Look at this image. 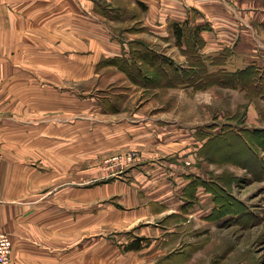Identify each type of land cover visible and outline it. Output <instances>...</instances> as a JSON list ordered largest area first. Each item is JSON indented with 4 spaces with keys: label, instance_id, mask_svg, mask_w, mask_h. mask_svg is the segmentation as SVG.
Wrapping results in <instances>:
<instances>
[{
    "label": "crops",
    "instance_id": "crops-1",
    "mask_svg": "<svg viewBox=\"0 0 264 264\" xmlns=\"http://www.w3.org/2000/svg\"><path fill=\"white\" fill-rule=\"evenodd\" d=\"M174 24L183 30L181 46L213 67L226 50L227 65L219 68L264 67V0H0V232L12 241L10 264L213 259L214 247L201 241L220 236L215 220H205L213 200L181 174L190 158L203 160L204 137L190 130L204 124L171 119L168 106L148 115L145 106L134 107L127 118L132 103L96 101L87 90L84 103L77 100L78 82L92 89L94 78L139 85L142 72L170 77L159 58L188 68L174 51ZM205 88L196 93L215 87ZM97 114L104 116L97 128L103 153L136 152L132 176L93 184ZM206 225L214 229L208 236L199 231ZM136 238L139 249L124 248Z\"/></svg>",
    "mask_w": 264,
    "mask_h": 264
},
{
    "label": "rangeland",
    "instance_id": "rangeland-1",
    "mask_svg": "<svg viewBox=\"0 0 264 264\" xmlns=\"http://www.w3.org/2000/svg\"><path fill=\"white\" fill-rule=\"evenodd\" d=\"M142 43L145 45L143 41ZM176 44L178 48H174V51L182 53L186 57L187 64L185 65L188 68H182L181 62L177 63L176 60L165 64L162 62V58H159L157 67L169 68L170 66L172 68L170 77L160 78L156 76L155 78H148L144 77L145 73L142 72L138 78L139 85H133L130 82L131 86L123 80L117 81L118 79L107 75L102 78H94L92 89L88 87V84L78 82V104L84 103L86 95L82 92L87 90L89 96L91 93L96 101L99 99L102 102L109 97L114 104L119 103V106L125 102L132 103L130 110L126 108V111H124L127 118H133L130 113H132L134 107L141 108L145 106L142 112L148 115L154 113L153 109L155 107L168 106L172 108V116L169 118L177 119L182 123L186 120L197 119V122H201V125L204 124V127H196L195 129L193 127L194 131L193 129L190 130L192 127H189L192 138H196V136L204 137L203 160L196 162V156L190 158L191 165L185 163V168L181 170V174L191 175L190 185L196 183H199V187L206 185L207 189L204 186L202 187L205 189V192L203 191L204 198L213 200V209L210 214L206 215L205 220L208 222L215 220L214 229L219 231L220 236H216L214 239L205 237L201 240L203 246L214 247L215 249L214 261L211 256H207L210 258L207 259V262L209 264H264V98L254 90L237 89L239 91L235 95L233 91L228 90L230 88L219 84L213 85V81L206 77L207 74L221 69L236 72L249 67V65L242 66L235 71H230L228 68H219L227 65L224 62L229 56V50L214 57L218 58L219 62L214 64L213 67L212 62L206 61V56L201 55L200 58H197L194 55L196 52H191L192 48L183 49L182 43L177 42ZM148 49L153 50L151 47H148ZM185 53H188V55ZM159 54L166 56L162 52ZM192 57L195 58L192 59ZM187 58H189L188 61ZM203 69L205 75L203 72L200 73ZM168 72L170 73V68ZM154 73L150 71V74ZM169 84L172 87L165 88ZM127 85L131 87L132 92L131 89H124ZM133 86H137L139 89L146 88V91L140 90L142 93H139L137 92L139 90L132 88ZM203 87L215 88L204 92V95L200 94L201 90L196 93L197 88L203 89ZM108 89L112 90L108 91ZM112 92H116V94H111ZM116 97H121L122 101L121 99L117 101ZM88 100L87 98L86 101ZM156 112L160 113V110ZM80 116L84 115L79 114L78 117ZM95 117V119H92L97 137V140L94 138L92 143L93 175L91 179L93 184L99 185L101 182L110 181L116 176L122 177L126 174L132 176L130 172L131 167L136 162L134 161L137 156L136 152L109 154V156L103 153L102 150L106 142L101 140V132L97 128H100V125L103 124L104 116L97 114ZM244 128L259 131V135L249 137L247 144H245L239 140V137L232 135L233 133L230 134L228 131H240ZM175 129L179 132L177 127ZM185 132L187 131L184 130L183 135ZM191 136L189 134V137ZM217 136H220L221 139L215 140V148L211 146L208 149V146L212 144L211 140ZM192 141L194 142L190 144L196 145L195 139ZM130 153L136 154L130 162L117 159L119 156ZM122 171L123 173L119 175L118 172ZM123 178L129 181V177ZM79 179V176H77L76 181L80 182ZM210 190L217 191L222 202L224 200L232 202V206L229 209L227 208V211L231 213L222 214L219 218L211 219L216 203L214 202V194ZM214 229L206 225L199 231L208 236L207 233Z\"/></svg>",
    "mask_w": 264,
    "mask_h": 264
},
{
    "label": "trees",
    "instance_id": "trees-1",
    "mask_svg": "<svg viewBox=\"0 0 264 264\" xmlns=\"http://www.w3.org/2000/svg\"><path fill=\"white\" fill-rule=\"evenodd\" d=\"M173 30L174 33L177 37V42H181V36L183 34V30L181 28V26L174 24L173 26ZM176 42V43H177ZM183 49H186V45L182 46ZM206 77L208 79H210L211 81H213V85L214 84H219L222 85L224 87L230 88V89H244L246 91H257V93L259 95H261L264 98V68H258L254 65L249 66L245 69H240L236 72H229L225 69H221L217 72L211 73V74H207ZM209 81V82H211ZM208 82V83H209ZM212 85V84H209ZM230 132V134L239 137V140H241L242 143L247 144V139L249 137H253V136H257L259 135V131L256 130H249V129H242L240 131H232V130H228ZM228 135V134H227ZM217 139H221L220 136H217L216 138H213L212 144L208 146V149L212 146L215 148L216 146V141ZM239 142L240 145H242V143ZM218 146V145H217ZM199 185V183L197 184H191L190 186H195L197 187ZM204 186V185H202ZM206 189V185L204 186ZM213 192L214 194V202L216 203V208L213 210L212 213V217L211 219H216L219 218L222 214H228L231 213L229 211H227L231 206H232V202L231 201H226L224 200L222 202V200H220L217 191L215 190H210V192ZM211 192V193H212ZM226 202V203H225ZM228 208V209H227ZM141 239H135L133 241V243L128 244L126 246V249H139L141 247ZM136 242H138V244H136Z\"/></svg>",
    "mask_w": 264,
    "mask_h": 264
},
{
    "label": "built area",
    "instance_id": "built-area-1",
    "mask_svg": "<svg viewBox=\"0 0 264 264\" xmlns=\"http://www.w3.org/2000/svg\"><path fill=\"white\" fill-rule=\"evenodd\" d=\"M135 153H130L124 156H119L118 160H125L130 162L135 158ZM3 156L0 153V162L2 161ZM12 255V241L8 234L0 232V264H10Z\"/></svg>",
    "mask_w": 264,
    "mask_h": 264
}]
</instances>
